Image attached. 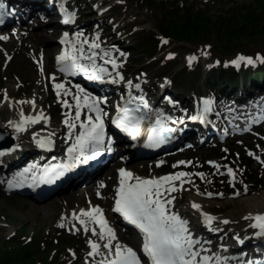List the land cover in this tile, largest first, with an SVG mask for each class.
<instances>
[{"label":"rangeland","instance_id":"rangeland-1","mask_svg":"<svg viewBox=\"0 0 264 264\" xmlns=\"http://www.w3.org/2000/svg\"><path fill=\"white\" fill-rule=\"evenodd\" d=\"M64 2L68 7H72L76 15L74 22L63 25L64 29L68 28V32L80 29L86 35L92 36H101L102 33L105 34L104 37L111 35L112 45L116 46L121 57H125L120 70L124 79L136 83L140 78L145 77L146 84H148L145 89L152 92L157 90L156 87L160 83L167 81L164 98L168 96L176 104L182 105L188 117L194 112L190 107L202 96H207L216 104L215 117L212 118L211 113L210 121L221 117L224 122L222 129H225V124L229 122V114L226 109L232 106L237 107V105L242 106L247 102L264 101V94H260V92L264 93V88L254 92L250 91L249 86L246 85L244 90L225 92L222 80L216 78L222 72L232 70L236 73V79L243 77L244 81L246 78L249 79L250 75L263 71L264 63H260L256 59L258 56L264 58V41L261 40L263 38L255 39L251 41L252 44L245 46L249 41L230 42L221 31L215 28H207L202 37H191L185 41L162 40L160 33L166 26L165 23L172 19L171 15L167 14V8H174V11L177 8H184L186 11L193 8L195 13L203 12L209 20L219 21L222 18L233 24L236 22L234 10L245 5H255L256 0H64ZM39 5L37 4L36 7L32 4L30 9L39 23L34 28L36 31L56 29L54 36L49 37V41L43 44V48L39 49L36 55L33 48H28L27 51L33 57L32 60L25 57L15 58V47L10 52V56L0 49V111H2V116L5 118L11 112L10 109L2 106L5 100V90L8 87H11L15 92L14 97L18 101H30L40 94L38 91L40 88L43 93L39 95V98L44 102V111L51 123L50 126H41L25 136L21 141L23 142L22 147L14 153L7 156L0 155L1 247L19 251L24 246H36L37 242H42L41 247L44 246L45 250L41 255L31 260L30 264H86L90 250L88 243L90 236H87L82 230L72 231L67 227H59L58 222L64 212H73L78 208L90 205L91 199L87 193L83 192V188L87 184L80 183L81 185L78 187L49 199L48 202H53L54 206L50 214L44 216H38L32 208L45 204V202L33 199L29 192L23 195L11 193L6 187L9 177L18 167L25 166L33 156V160L42 156L34 145L33 134L36 131L54 132L58 128L68 127L64 121L68 119V116L75 115L73 96L69 101L67 100L72 107H64L65 99L57 97L54 88L56 83L51 80L52 72L57 70L54 68V55L58 50L56 46L59 44L56 37L60 34L62 25L51 21L52 15L50 14L53 11H46L42 15L39 10L42 5ZM31 24L32 22H26L16 27H18L17 29H27L26 27ZM157 37L161 42L154 46L153 38L157 39ZM165 40L167 43H164ZM44 48L51 50L50 55H46ZM220 50L231 53H222L219 52ZM169 55L173 58L168 59ZM240 56L252 58L254 66L244 62L236 66L233 62L237 61ZM192 57L195 59L189 64V58ZM45 64L48 68V75L46 74L48 82L44 77L43 67ZM18 72L25 75L23 81L16 79L15 76ZM229 75L227 73L224 77L227 85L232 84L233 80ZM120 86L117 83H108L103 94H109L110 98L115 99L116 94L123 93ZM150 87H154V89L151 90ZM118 91L120 92L118 93ZM23 109H28V103L23 105ZM189 125L191 131L185 140L191 145L190 150L184 148L159 159L138 160L129 153L121 152L120 149L115 155L114 163L107 171L93 170L89 174L91 180L100 175L105 189L110 185V193L103 192L102 201L105 205L104 199L108 197L107 207L124 242L131 241V235L120 225L112 211L116 183H109L110 177L116 174L117 167H121L123 163L128 166L138 163L140 176H148L153 169L158 168L160 160H164V166L157 170V174L173 171L176 164L184 161L183 170L194 175L195 180L198 179L202 191L217 195L226 194L236 197L238 190L244 188L248 189L250 193L264 190V183L262 185L247 184L242 179L243 176L251 175L264 182V164L261 163L264 161V138L261 137V133L264 131V122L254 125L247 133L232 134L229 132L227 139L223 142L218 141L213 133L201 138L205 129L198 125L196 119L190 120ZM59 136L63 138L64 135ZM246 146H250L252 149L249 152H244ZM233 149L237 150V153H233ZM23 156L25 157L22 159ZM213 162L218 164L216 165L219 166L218 169L212 165ZM117 163L118 165H116ZM143 163H145L144 167ZM153 163L156 164L152 166ZM246 163L250 164L244 168L243 165ZM229 168L236 172L235 180L239 187L233 186L229 181V176L226 173ZM199 173L204 174L203 180L198 175ZM82 179L84 178L81 177L80 181ZM232 209L233 205L228 204L224 208H214V213H228ZM10 229L12 233L9 232ZM223 234L217 232L216 237L220 238V241L227 242L228 240ZM260 238L262 237L251 238L252 244L247 247V250L251 251L253 247L260 245L261 243H255V240ZM134 245L137 247L135 240Z\"/></svg>","mask_w":264,"mask_h":264},{"label":"bare ground","instance_id":"bare-ground-1","mask_svg":"<svg viewBox=\"0 0 264 264\" xmlns=\"http://www.w3.org/2000/svg\"><path fill=\"white\" fill-rule=\"evenodd\" d=\"M57 5L67 7L64 4V0H60L61 3L58 2V0H54ZM34 2V1H33ZM19 5L26 6V3L19 2ZM53 4V2H51ZM29 8H31L29 6ZM28 8V9H29ZM26 10L25 8H23ZM52 9V8H50ZM67 10L69 12H74L73 9H70L67 7ZM30 12V11H29ZM29 21L32 22L30 27H26L27 29H13V31H3L0 33L2 36H7V40H0V49L2 52L6 53L7 56H10V52L13 50L15 47L16 51L14 53L15 58H20V57H25L27 59L30 58V60L33 59L28 53V48H33L34 49V54L36 55V52L43 48V44L47 43L49 41L50 36H54L55 30L56 29H47L45 31L42 30H35V26H38L39 23L37 21V18L30 17ZM51 21L53 23H59L56 21V19L51 18ZM24 23V22H22ZM106 29V28H105ZM44 30V29H43ZM41 31V32H40ZM78 32H82L80 29H76L71 31L69 34V39L72 40L75 37V34ZM83 33V32H82ZM105 34L102 33L101 36H99V40L96 41L99 43L100 48L96 49L95 51L97 52V58H96V63L98 66H103L108 68L109 72L112 73L111 76H103L99 80H106L109 79L112 82L116 81L115 83H118L116 73L119 72L122 68L118 67L116 69H113L111 64L105 65L103 60L100 58L102 55V51H110V55L112 59L116 60V63L118 65H122V60L125 57H121L119 55V51L116 49V46L112 45V37L111 35H107L104 37ZM97 36H92V35H86L83 33L82 39H87L89 43L93 42ZM58 39V43L62 48L58 47L59 51L55 53L54 58V68L59 69V66L57 64V58L61 56L65 49L69 47V45L61 43L63 40V37H56ZM103 39V41H101ZM85 49L87 50V45H85ZM44 52L46 55H50L51 50L50 49H45ZM107 58V57H106ZM13 57L11 58V60ZM46 59V58H45ZM44 71V77L46 82L47 80V64L44 65L43 67ZM51 70V67L49 68ZM46 72V73H45ZM47 74V75H46ZM18 81H23L25 75L23 73L18 72L17 75L15 76ZM53 77L55 79H53ZM78 81L75 83L76 85L72 84L70 81L65 80L63 83L65 88L70 90L71 93L74 95L76 92V86H80L85 90V93L90 95L91 97H95L97 100H102L105 101V103H101L99 106L100 108L103 109L105 113H107L106 116L103 117L104 122L106 121L108 117V110L112 107H120L119 104L126 99H136V101H140L139 97L143 96L144 101L147 103V107L150 111L149 116L151 120V124H156V120L160 118V115L162 114L163 117H167L168 119H163L161 120V124L165 123L167 125H164V128L167 127H175L180 130V133H189L190 131V126H188V116L186 115L187 112H185L184 108L182 105L176 104V102L172 99H170L168 96L164 98L166 95V85L167 81H163L160 83L156 88L157 90L155 92H152L150 90L145 89L148 84H146L147 80L145 77L140 78L136 83H132V87L129 88L128 82L129 81H124L121 83H118L121 89L125 90V94H118L116 95L117 97L115 99H110L107 96H99L98 94L95 93V91L98 89L95 87L96 83L94 84L93 81H90L87 79L86 76L84 75H78L75 77ZM51 80L53 83H58L59 81H63V75L58 72L57 70L52 72ZM97 82V81H96ZM62 83V82H59ZM135 85H139V89L135 87ZM151 90L154 89V87H150ZM94 89L95 91H91L92 93H89L87 90ZM39 93L37 94L33 99L30 101L35 102V107L31 103H28V109L25 110L23 109V104L18 103L19 101L14 97L15 92L12 90L11 87H8L5 90V95L7 96V100H4L3 102V107H7L10 109L11 112L7 114V117L2 116V111H0V128L3 129L4 131L10 133L15 137V144L10 148V149H4L0 151V153H3L1 156H7L10 153H14L18 149L22 147L23 142L22 139H24L25 136L29 135L30 132L34 131L35 129L41 127V126H50L51 123L49 121V117L44 111V102H42L39 98V95L43 93V91L39 88ZM50 92V90L48 89ZM130 94V95H129ZM260 94H264L261 92ZM73 95H68L65 96L63 94V91L61 92V95L59 96L62 99L65 100H70ZM204 100H210L207 96H202L200 99H198L194 105H192L190 108L194 110L191 115H197L200 112L204 111V105L203 101ZM47 101V100H46ZM264 101L259 100V107H264ZM141 104V102H139ZM211 113H212V118L214 116V109H216V104L212 101V104L210 105ZM252 107L247 105L243 106H238L237 107H230L226 109L227 113L229 114V125L231 127H234L235 129L241 130L249 126L251 122L254 121V119L257 116L261 117L260 113H264L262 110H258L255 113L251 112ZM21 112L23 113V116L25 118L27 117H37L39 115H43V119H40L37 123L35 124H25V130L22 132H17L14 127H12V124H18L21 121ZM82 115H81V121H76L75 123L77 124L76 129L74 130H69L68 127H61L56 129L54 132H49V131H36L33 134V139H34V145L37 150L43 151L44 146L41 147L40 141L49 140L51 141L55 149L51 154H46L43 153L42 157L39 158L37 161H30L27 163L26 166L18 167L13 172V176L9 177L7 181V189H9L8 184L10 181L16 182L22 180V186L20 187H13L9 190H17V191H24L33 193V196H36L39 194L40 191V183H43L45 179H43L41 182H39L42 178H46L45 176V170H50L55 168L58 165L61 164H67L74 166L76 171L80 174L84 173V168L83 165H79V159H82V157L79 156V150L77 152H74L70 154L69 150L73 148V146L76 143V136L82 131L79 128V123L80 122H86V118H84L87 115H92L94 116V113H89L88 109H81ZM255 114V115H254ZM74 117V116H71ZM187 117V118H186ZM175 121V123H173ZM9 122H12L10 124ZM223 124V120L221 117L218 119H215L214 121L211 120L210 124L207 125V130L210 132H214L216 129H218V126L220 124ZM257 124V123H255ZM254 124V125H255ZM167 126V127H166ZM224 128L228 129V126H224ZM219 130V129H218ZM204 132V134L206 133ZM221 132H225L226 130H220ZM9 134V135H10ZM10 135V136H11ZM59 135H64L63 138H61ZM205 135L202 134L201 138H204ZM13 137V138H14ZM113 147V146H112ZM120 149V147H119ZM85 152L87 153V148L85 149ZM83 160L82 163H84ZM164 160H160V164L158 165L157 169H153L152 173L148 176H140L139 173V167L138 163H135L131 166H128L126 164H122L120 168L125 169L127 171L132 172L136 176H140L141 178H152V177H161V176H166V175H174L178 172H185L183 170L185 164H176L175 169L173 171L167 172L165 174H157V170H160L164 166ZM143 163V167H144ZM153 163L152 166H154ZM214 165H218L216 162H213ZM118 165V163L116 164ZM187 166V165H186ZM135 168H138L137 170ZM187 168V167H186ZM107 169V168H105ZM27 170V171H26ZM105 172V171H104ZM235 173L236 177V172L233 170ZM188 173V172H185ZM228 174V170L226 171ZM78 175V174H77ZM229 176V175H228ZM100 175L92 179L90 182H83L81 184H87L83 188V192L87 193V196L91 199V203L87 207H82L78 208L77 210L73 212L66 211L63 213L62 218L58 222V226L60 224H63V227H67L68 229H71L72 231H78L82 230V226L79 224L78 220L73 218V213H76L77 215L81 212V210H88L91 207H100L103 210L104 217L107 220L109 226L113 229V231L116 234L117 241L121 245H125L128 247H131L133 250L137 249L135 248L134 245V240L136 241V237L132 239L130 237L131 241L130 244L126 243L123 241L122 235L119 233L118 228L114 224L112 220V216L110 215L109 208L107 207L108 203V197H105V205L104 202L102 201V193L105 192V194L110 193V185L107 186V189L104 187H100V185H103V181L100 180ZM195 176L190 174L189 177H186L185 179H190V183H184L182 186V189L180 191L172 193L173 196L176 197V200L174 201V206L172 207V211L178 212L179 215L188 220V227L193 233V237L195 239H199L202 244H204L205 248L210 249V251L202 253L204 255H209V256H219L221 258V264H239L243 256L245 255H238L244 250H247V247L251 245L252 243L250 242L251 238H257V237H263V236H257L256 232L258 231L257 229H253L250 227L251 224H253L255 221L246 219V217L249 216H255V215H262L264 213V190H260L257 192L250 193V191L246 188L244 189H239L238 190V195L236 194L232 197L227 196L226 194H214L212 192H203L201 189V185H199L198 179H194ZM236 178L233 179V177L229 176V181H231L232 185L235 187H239V184L235 180ZM91 183V184H90ZM109 183H116V189L119 185V172L117 170V173L114 176H111L109 179ZM177 185H179V182H176ZM81 184H76V181L73 182V187L72 189L78 187ZM99 193V196L97 195ZM208 193H211V197L208 196ZM73 197V195H71ZM53 198H50V200ZM49 199L46 200H37L38 202H45V204H40L36 205L32 208V210L38 215V216H44V215H49L50 211L52 210L54 203L53 202H48ZM103 202V203H102ZM192 203H197L201 205V211L203 213H206L208 215H211L215 217L216 219L213 221L211 228L214 230H210L204 223H203V218L200 215V213L196 212L194 209L191 208ZM68 205V203H66ZM228 204L233 205V209L228 212V213H214V208H224ZM66 205V206H67ZM114 209V208H113ZM113 211V210H112ZM228 220V224L222 223V221ZM89 227H95V225H89ZM10 233H12V230H9ZM203 232V233H201ZM217 232H222L224 233L223 236L229 241L224 242L220 241V238L216 237ZM87 236H90V240H93L97 243H100L101 245L103 244V241H100L97 239V237L92 236L91 232H88L86 234ZM205 241H210V243H204ZM199 247V245L197 246ZM91 250V249H90ZM89 250V252H90ZM101 251H105L103 247H101ZM236 252H239L238 254ZM255 252H258V255L260 257L264 258V249L262 247H257L255 249ZM245 254V253H244ZM251 254H248V257ZM234 258V259H233ZM101 259V257H91L89 256L86 264H98V261ZM246 262L245 264L249 261V259H245ZM212 264H216V261L213 260Z\"/></svg>","mask_w":264,"mask_h":264},{"label":"snow or ice","instance_id":"snow-or-ice-1","mask_svg":"<svg viewBox=\"0 0 264 264\" xmlns=\"http://www.w3.org/2000/svg\"><path fill=\"white\" fill-rule=\"evenodd\" d=\"M0 8H3L2 4H0ZM64 14V24L74 22V12H69L67 9H64ZM2 22L0 20V23ZM82 37L83 33L78 32L70 40L69 34L67 32L64 33V38L61 43L67 44L69 47L57 58L59 71L67 76L84 75L90 81L101 79L103 76H111L112 73L109 72L108 68L98 66L96 63L97 52L95 50L100 48L99 43L96 42L99 40V36L91 43L86 38L82 39ZM7 39V36L0 35V40ZM164 43H167V41L165 40ZM85 45H87V50L85 49ZM100 58L105 65L110 63L113 69L122 66L118 65L116 60L111 58L110 51H102ZM172 58L169 55L168 59ZM193 59L195 58H189V64H191ZM256 59L260 63H264V58L258 56ZM241 62L254 66V60L252 58H245L243 56L238 57L237 61L233 63L239 66ZM116 76L119 80L124 79L119 72L116 73ZM53 79L55 78L53 77ZM128 86L129 88L132 87L130 81L128 82ZM135 87L139 89V85H135ZM54 88L57 97L61 95L62 91L65 96L73 95L70 90L65 88L63 83L54 84ZM73 99L75 101V115L74 117L68 116V119L64 121L70 131L76 129V121H81L82 108L88 109L89 113H94L95 115H87L86 122L82 121L79 123V128L82 131L76 136V143L69 152L72 154L79 150V156L84 160L95 159L96 154L101 152L104 146L105 124L103 117L107 113L99 105L105 103V101L91 97L78 85L76 86V94L73 95ZM5 100H7L6 95ZM139 100L146 111L142 112L140 107L133 109L125 106L119 109L121 115L112 121L116 127L122 129L132 139H136L140 126L144 123L147 112L150 111L143 96L139 97ZM18 103H31L35 107L34 101H19ZM131 103L132 99L126 101V105H130ZM63 104L66 108L72 107L67 100L63 101ZM211 104V100L203 101L205 113L210 111ZM65 115L67 116L68 114L66 113ZM43 118L42 114L35 118H25L21 112L20 123H9L12 124V127L17 132H22L25 130V124H35ZM192 118L196 119V117ZM163 119L168 118L163 117L161 114L160 118L156 120V124L160 125ZM163 130L174 131V129L168 128H163ZM152 131L154 135L149 137L148 146H158L163 143V138L156 134L157 130L153 129ZM44 144L45 141H40L41 147ZM86 148L90 150V154H86ZM0 155H3V153H0ZM249 155H252V153H249ZM179 163L184 164L185 162L181 161ZM261 163L264 164V161H261ZM213 166L217 167V169L219 167L216 165ZM52 173L55 176H51L50 174ZM63 175L64 171L62 169L45 170L46 179L44 182H53L54 179ZM198 175L202 180L205 178L203 173H199ZM228 175L233 177V179L235 178V173L231 168L228 169ZM189 176V173L178 172L174 175L145 179L125 169L119 170V186L116 189L113 211L119 213L125 221L138 229L142 236L141 251L147 257L149 264H212L213 260L216 261V264H221V258L219 256L202 254L210 251V249L205 248L199 239L193 237V233L188 227V220L182 218L178 212L172 211L174 201L176 200V197L172 193L180 191L184 183H190V179H185ZM176 182H179V185ZM22 183V180L16 182L10 181L8 187L9 189L20 187ZM100 187H104V185L101 184ZM97 195L99 196V193ZM211 195V193H208L209 197ZM191 208L200 213L203 218V223L210 230H214L211 226L216 219L215 217L203 213L201 211V205L197 203H192ZM73 218L78 220L85 234L91 232L92 236L103 241L102 245L93 240H89L88 242L91 249L88 255L93 258L101 257L98 264H142L141 257L131 247L121 245L119 242L114 243V241H117L116 234L109 226L104 217L103 210L100 207L96 206L88 210H81L78 215L73 213ZM246 219L255 221L250 227L258 230L256 232L257 236H264V215L258 214L246 217ZM222 223L228 224L229 221L224 220ZM89 225H95V227H89ZM63 226V224L59 225V227ZM204 243H210V241H205ZM198 245L199 247H197ZM101 247L105 251L102 252Z\"/></svg>","mask_w":264,"mask_h":264},{"label":"trees","instance_id":"trees-1","mask_svg":"<svg viewBox=\"0 0 264 264\" xmlns=\"http://www.w3.org/2000/svg\"><path fill=\"white\" fill-rule=\"evenodd\" d=\"M167 10V14H170L172 19L165 23L166 26L160 31V33L164 37L174 41H185L191 37H202L204 30L207 28L218 29L230 42L235 40L249 41L246 42L245 46L252 44L251 41L255 39L260 40V38H263L261 40L264 41V0H256L255 5H245L234 10V20L236 22H233V24L222 18H220L219 21L209 20L203 12L195 13L193 8H189L187 11L184 8H177L175 11L174 8H167ZM159 43V37H157V39L153 38L154 46ZM219 52L227 54L231 53L223 50H220ZM227 73L230 74L229 77L232 76L233 78L232 84L228 86H226L227 82L224 81V77ZM235 74L236 73H234V71L228 70L222 72V74L216 77L219 78V80H222V87L224 86L226 88L225 91H234L235 88L238 87V80L235 78ZM263 74L264 70L259 71L256 75H252L251 89L257 90L260 88L261 82L258 79ZM236 151L233 149V153ZM249 164L250 163H246L243 167L246 168ZM243 179L248 184L262 185L264 183L251 175H246ZM42 244V242H37L36 246H24L19 251H13L8 250L6 247H1L0 240V264H30L31 260L36 258L38 255H41L45 250L44 246L41 247Z\"/></svg>","mask_w":264,"mask_h":264},{"label":"water","instance_id":"water-1","mask_svg":"<svg viewBox=\"0 0 264 264\" xmlns=\"http://www.w3.org/2000/svg\"><path fill=\"white\" fill-rule=\"evenodd\" d=\"M15 143V139L6 131L0 128V150L10 149Z\"/></svg>","mask_w":264,"mask_h":264}]
</instances>
